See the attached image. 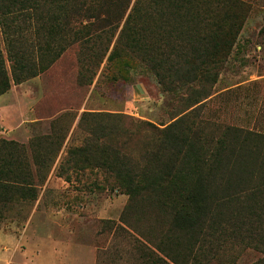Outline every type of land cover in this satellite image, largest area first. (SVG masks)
Instances as JSON below:
<instances>
[{"label":"trees","instance_id":"16d2710c","mask_svg":"<svg viewBox=\"0 0 264 264\" xmlns=\"http://www.w3.org/2000/svg\"><path fill=\"white\" fill-rule=\"evenodd\" d=\"M86 1L0 0V29L13 83L43 71L33 56V36L37 47L52 52V60L60 57L62 48L50 46L81 21L79 5ZM248 14L241 0H135L119 34L120 47L100 49L98 65L105 58L110 65L126 67V59L147 64L161 83L212 86ZM5 63L0 50V96L11 87ZM199 91L191 87L190 105L170 123L147 124L152 136L140 157L112 142L111 132L118 128L100 126L82 146L67 151L66 164L84 175L98 170L96 190L127 196L121 224L113 230L128 233L136 264H214L238 247L257 251L261 257L252 264H264V134L197 123L194 113L209 97ZM89 116L117 115H83ZM61 147L49 153L55 155ZM2 148L7 149L0 158L3 211L17 197L35 200L37 194L25 147L2 141Z\"/></svg>","mask_w":264,"mask_h":264},{"label":"rangeland","instance_id":"374dc122","mask_svg":"<svg viewBox=\"0 0 264 264\" xmlns=\"http://www.w3.org/2000/svg\"><path fill=\"white\" fill-rule=\"evenodd\" d=\"M241 1L249 8L243 29L230 56L217 67L216 83L205 88L161 83L145 63L125 59L126 67H118L104 58L98 65L100 49L120 47L119 34L135 0L79 5L81 21L50 46L62 48L55 60L47 48L37 47L33 36V56L43 71L19 84L12 82L0 29V50L11 81L10 90L0 96V142L25 147L37 194L35 200L17 197L9 209L0 207V264H136L128 233L113 230L121 224L127 196L96 190L98 170L84 175L66 164L67 151L82 146L94 128H118L111 132L112 142L138 158L152 136L147 124L161 127L183 113L195 87L209 95L194 113L197 123L264 134V0ZM85 113L117 116L83 117ZM60 143L57 154L49 153ZM6 150H0V158ZM260 257L238 247L214 264H252Z\"/></svg>","mask_w":264,"mask_h":264}]
</instances>
